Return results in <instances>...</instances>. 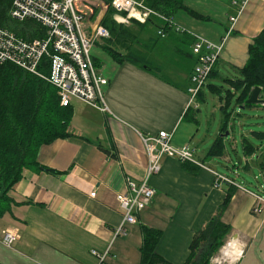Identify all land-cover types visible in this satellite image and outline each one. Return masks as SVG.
Listing matches in <instances>:
<instances>
[{
  "label": "crops",
  "instance_id": "1",
  "mask_svg": "<svg viewBox=\"0 0 264 264\" xmlns=\"http://www.w3.org/2000/svg\"><path fill=\"white\" fill-rule=\"evenodd\" d=\"M184 4L173 15L171 32L157 38L146 29L140 35L142 46L137 47L153 70L117 61L103 49L102 41L96 49L93 46L94 63L108 79L104 87L108 109L72 99L71 134L38 149V162L51 170L24 168L9 191L8 209L0 213V264H98L92 250L108 247L109 264H140L144 225L162 232L157 252L182 264L194 234L220 210L231 225L226 239L236 241L239 248L230 264H264V210L253 211L255 198L238 187L235 178L221 173L227 179L216 185L218 171L205 155L195 157L197 164L186 162L191 168L175 156L163 155L161 170L149 181L155 190L151 202L125 234L114 238L124 213L117 195L127 191L128 178L140 181L145 176L148 154L143 137L172 131L171 144L182 147L189 145L188 128L181 131L184 121L199 124L202 98L191 101L188 92L197 61L193 38L223 41L214 74L224 81L239 77L250 44L264 29V0H184ZM109 5L106 0H85L88 24H102ZM236 108L241 107H234V112ZM227 192L233 195L221 209ZM9 227L20 234L12 244L2 238Z\"/></svg>",
  "mask_w": 264,
  "mask_h": 264
},
{
  "label": "trees",
  "instance_id": "2",
  "mask_svg": "<svg viewBox=\"0 0 264 264\" xmlns=\"http://www.w3.org/2000/svg\"><path fill=\"white\" fill-rule=\"evenodd\" d=\"M111 1L106 0L110 5L102 20L110 36L101 38L95 43L102 41L103 49L119 62L129 61L153 70L143 49L137 47L142 46L140 35L150 28L157 30V38L162 36L158 33L160 29L165 34L171 32L170 20L178 9L185 7L184 0H145L149 7L167 17L168 21L153 15L144 23L132 19L130 25L115 20L116 10L111 6ZM11 2L12 0H0V25L9 27L24 37L40 36L41 30L35 22H19L9 19L7 12ZM194 43L193 38L191 46ZM42 70L47 72V68H42ZM238 71L239 77L224 79V82L229 85L225 94L223 85L213 82L206 85L212 93H218L223 100L220 107L223 118L219 133L204 158L224 155L225 137L221 134L229 129L234 107L244 105L245 108H252L256 105L246 103L254 86L262 87L261 94L264 97V29L250 44L248 59ZM214 73L215 68L210 78H215ZM204 94L202 89L198 98L203 99ZM72 113V105H62L56 87L47 80L12 62H4L0 65V213L8 209L9 191L22 177L24 168L51 170L38 162V149L42 144L71 134L69 128ZM257 134L264 137V132ZM243 147L247 155L253 154L256 149L247 137H243ZM184 166L191 168L186 162ZM248 166L249 164L246 163L245 168L248 169ZM260 166L264 169V161H261ZM232 195V192H227L221 209L227 207ZM230 229L231 225L223 220L220 210L218 215L210 219L202 230L194 234L190 244V253L182 264H209L213 256L225 244ZM142 231L140 264H174L156 250L161 230L144 225Z\"/></svg>",
  "mask_w": 264,
  "mask_h": 264
},
{
  "label": "built area",
  "instance_id": "3",
  "mask_svg": "<svg viewBox=\"0 0 264 264\" xmlns=\"http://www.w3.org/2000/svg\"><path fill=\"white\" fill-rule=\"evenodd\" d=\"M84 1L12 0L7 12L9 19L35 22L39 25L41 35L35 38L24 37L13 29L0 25V65L12 62L44 78L56 87L62 105H69L72 99L79 98L106 110L108 106L104 87L108 84V79L96 67L92 48L97 40L109 37L110 33L102 24H88L87 11L83 8ZM111 6L116 10L115 19L121 22L136 19L144 23L153 15L168 21L167 17L149 7L145 0H112ZM121 12H126V15ZM235 19L236 17H231L232 21ZM170 22L172 23V19ZM158 33L165 35L162 29ZM195 37L197 40L192 50L198 61L191 73V84L188 88L191 101L205 87L223 46V41L217 43L201 36ZM42 68H47V72ZM172 136V131L160 130L155 135L143 137L148 154L145 176L140 181L128 178L127 191L117 195L124 213L121 224L114 232V238L125 234L128 225L136 223L138 213L151 202L155 190L149 181L161 170L163 155L175 156L182 162L199 163L189 145L173 146ZM215 174L216 185L222 179H227L216 171ZM228 180L234 183L233 180ZM235 184L255 198L254 212L260 213L264 210V182L260 186V192L252 191L242 183ZM95 193L93 191L91 195L95 196ZM19 237V232L13 228L3 230L2 238L6 244H12ZM109 250L110 247L104 251L92 250L98 257V264H109Z\"/></svg>",
  "mask_w": 264,
  "mask_h": 264
},
{
  "label": "rangeland",
  "instance_id": "4",
  "mask_svg": "<svg viewBox=\"0 0 264 264\" xmlns=\"http://www.w3.org/2000/svg\"><path fill=\"white\" fill-rule=\"evenodd\" d=\"M126 15V12H121ZM150 30V32H148ZM145 33L157 35L155 28L148 29ZM101 41V40H100ZM162 44L165 40H161ZM96 49V43H94ZM161 49H159L160 51ZM101 54H107L105 51L98 50ZM169 51H167L168 53ZM221 74L225 75V69L221 70ZM233 74V73H232ZM230 74V75H232ZM236 74V73H235ZM228 75V73H227ZM240 76V74H236ZM210 82L218 85H223V93H226V88L229 87L224 81L223 77L219 76L212 79ZM220 95L212 93L205 87L204 98L198 102L200 112H197L199 124L190 121H184L181 131L188 128L189 136L187 134V142L189 146L196 149V158L203 157L215 137L219 133V128L222 123L223 114L221 111ZM233 106H231V109ZM228 134L225 137V151L221 157L209 158L208 164L214 167L218 173H223L235 178L243 184L246 188L260 192L259 185L264 182V169L257 165V161H264V137L257 133L264 132V106L259 103L252 108H236L234 115L230 120ZM243 137H247L251 143L256 146V151L253 155L244 153ZM249 162L251 168L245 169V164ZM224 186L227 184L224 182ZM230 241L226 239L223 248L212 258L214 264H230V261L236 256V249L231 248ZM222 249L226 252H222ZM233 253V255H232ZM233 264V263H232Z\"/></svg>",
  "mask_w": 264,
  "mask_h": 264
},
{
  "label": "water",
  "instance_id": "5",
  "mask_svg": "<svg viewBox=\"0 0 264 264\" xmlns=\"http://www.w3.org/2000/svg\"><path fill=\"white\" fill-rule=\"evenodd\" d=\"M261 91H262V87L257 85L254 86V88L252 89V92L250 93L249 97L246 100V103H250V104H264V98L261 97ZM241 108H245L244 105H242ZM228 130H226L224 133H222V136H226L228 134ZM209 264H214L212 261Z\"/></svg>",
  "mask_w": 264,
  "mask_h": 264
},
{
  "label": "bare ground",
  "instance_id": "6",
  "mask_svg": "<svg viewBox=\"0 0 264 264\" xmlns=\"http://www.w3.org/2000/svg\"><path fill=\"white\" fill-rule=\"evenodd\" d=\"M229 245H230L231 248H235L236 249L235 252H236V255H237L238 254V250H239V248L237 246V242L236 241H230ZM224 252H226V251H224Z\"/></svg>",
  "mask_w": 264,
  "mask_h": 264
}]
</instances>
